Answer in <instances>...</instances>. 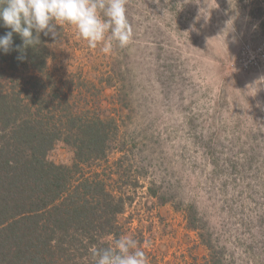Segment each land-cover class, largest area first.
I'll list each match as a JSON object with an SVG mask.
<instances>
[{"label": "rangeland", "instance_id": "374dc122", "mask_svg": "<svg viewBox=\"0 0 264 264\" xmlns=\"http://www.w3.org/2000/svg\"><path fill=\"white\" fill-rule=\"evenodd\" d=\"M126 9L125 48L90 49L71 25L49 43L63 89L117 121L124 150L85 170L126 197L123 235L150 264H264V0ZM47 158L71 166L74 152L58 141Z\"/></svg>", "mask_w": 264, "mask_h": 264}, {"label": "trees", "instance_id": "16d2710c", "mask_svg": "<svg viewBox=\"0 0 264 264\" xmlns=\"http://www.w3.org/2000/svg\"><path fill=\"white\" fill-rule=\"evenodd\" d=\"M40 39L24 61L0 53V264H92L91 247L123 235L126 197L85 167L124 147L114 117L52 76V39ZM13 43H21L15 34ZM58 141L73 149L71 166L47 158Z\"/></svg>", "mask_w": 264, "mask_h": 264}, {"label": "clouds", "instance_id": "9594fccd", "mask_svg": "<svg viewBox=\"0 0 264 264\" xmlns=\"http://www.w3.org/2000/svg\"><path fill=\"white\" fill-rule=\"evenodd\" d=\"M74 26L78 38L90 49L111 54L114 47L125 48L133 37L127 17L126 0H0V53L17 51L19 61L26 50L41 44L40 36L59 41V26ZM21 43L14 45L13 36ZM131 234L114 237L111 246L90 249L92 264H150L144 250Z\"/></svg>", "mask_w": 264, "mask_h": 264}]
</instances>
